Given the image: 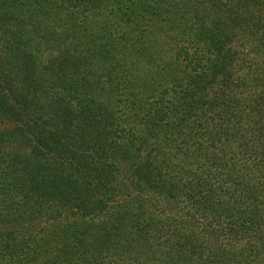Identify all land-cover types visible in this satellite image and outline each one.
<instances>
[{
  "label": "trees",
  "instance_id": "trees-1",
  "mask_svg": "<svg viewBox=\"0 0 264 264\" xmlns=\"http://www.w3.org/2000/svg\"><path fill=\"white\" fill-rule=\"evenodd\" d=\"M0 264H264V0H0Z\"/></svg>",
  "mask_w": 264,
  "mask_h": 264
}]
</instances>
